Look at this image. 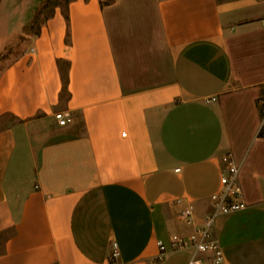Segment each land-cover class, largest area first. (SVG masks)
I'll return each instance as SVG.
<instances>
[{"label": "crops", "instance_id": "crops-1", "mask_svg": "<svg viewBox=\"0 0 264 264\" xmlns=\"http://www.w3.org/2000/svg\"><path fill=\"white\" fill-rule=\"evenodd\" d=\"M129 1L56 8L1 76L0 264H185L156 240L192 229L176 197L201 222L225 153L247 204L216 219L225 264H264V0Z\"/></svg>", "mask_w": 264, "mask_h": 264}, {"label": "built area", "instance_id": "built-area-1", "mask_svg": "<svg viewBox=\"0 0 264 264\" xmlns=\"http://www.w3.org/2000/svg\"><path fill=\"white\" fill-rule=\"evenodd\" d=\"M260 22L264 26V16ZM30 52H34V48L31 47ZM215 100L214 96L205 98L206 102ZM53 118L57 126H66L72 121V115L62 110L54 112ZM219 162L221 171L219 185L210 195L208 209L200 223H195L194 205L190 200L183 196L174 198L175 204L180 206L177 212L180 223L192 229L186 233H171L167 241L157 239L158 253L154 257V262L162 261L170 252H188L185 264H225L224 252L215 233L216 219L221 215L242 210L247 204L243 199L239 180L240 165L231 153L221 155ZM119 255L117 243L112 241L108 258L115 261Z\"/></svg>", "mask_w": 264, "mask_h": 264}, {"label": "rangeland", "instance_id": "rangeland-1", "mask_svg": "<svg viewBox=\"0 0 264 264\" xmlns=\"http://www.w3.org/2000/svg\"><path fill=\"white\" fill-rule=\"evenodd\" d=\"M71 0H0V79L14 59L30 52L32 37L41 25L54 14L56 8L66 16ZM109 1V0H108ZM111 1V0H110ZM144 5L147 0H130ZM144 17L149 20L147 12ZM145 18V21L147 19ZM14 121L8 114L0 115V128ZM181 257L173 256L170 264H180Z\"/></svg>", "mask_w": 264, "mask_h": 264}, {"label": "trees", "instance_id": "trees-1", "mask_svg": "<svg viewBox=\"0 0 264 264\" xmlns=\"http://www.w3.org/2000/svg\"><path fill=\"white\" fill-rule=\"evenodd\" d=\"M262 114H263V111H262Z\"/></svg>", "mask_w": 264, "mask_h": 264}]
</instances>
